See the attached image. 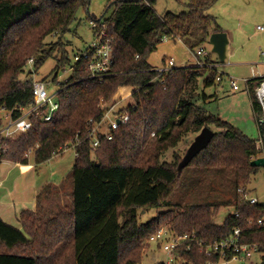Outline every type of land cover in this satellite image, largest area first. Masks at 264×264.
<instances>
[{
	"label": "trees",
	"instance_id": "trees-1",
	"mask_svg": "<svg viewBox=\"0 0 264 264\" xmlns=\"http://www.w3.org/2000/svg\"><path fill=\"white\" fill-rule=\"evenodd\" d=\"M215 1L188 0L186 10L159 15L155 0H110L105 12L111 13L101 19L111 38V73L95 79L75 64L72 76L59 84V109L51 120L33 121L25 134L4 141L0 160L22 165L28 163L29 149L36 164L70 146L75 156L68 204L57 205L56 210V205H43L54 195L45 185L35 195L36 208L18 213L21 227L0 218V264H138L142 240L164 224L178 233L195 232L206 242L223 239L238 228L242 241L264 243V202L243 201L236 191L256 173L258 167L250 162L264 157V146L196 103L200 97L204 102L210 97L204 89L220 82L222 75L216 68L193 65L174 66L160 76L147 60L163 39L181 38L193 51L211 32L222 31L206 13ZM88 3L0 0V105L12 109L30 101L32 81L19 79L28 57H34L33 72L56 58L51 70L54 78L59 69L71 64L64 38L46 44L43 39L53 32L68 33L77 10L86 9ZM204 61L213 62L209 57ZM262 82L264 76L246 82L256 123L264 119L255 95ZM127 96L133 100L126 107L127 122L109 130L111 139L98 134L99 144L93 148L87 121L101 119V101ZM205 126L218 131L188 166L202 171V180L217 173L232 176L233 199L226 201L233 205L232 214L221 224L214 223L224 204L214 198L206 203H178L139 222L141 210L170 205L167 198L180 184L184 170L177 171L180 156L173 154L171 162H161L162 153ZM212 183L210 194L220 189ZM185 257L191 264L207 260L194 249Z\"/></svg>",
	"mask_w": 264,
	"mask_h": 264
},
{
	"label": "rangeland",
	"instance_id": "rangeland-1",
	"mask_svg": "<svg viewBox=\"0 0 264 264\" xmlns=\"http://www.w3.org/2000/svg\"><path fill=\"white\" fill-rule=\"evenodd\" d=\"M187 1L155 0L153 7L159 15L164 12L177 14L187 9ZM109 2L110 0H89L86 9L80 8L77 10L68 33L58 35L57 32H53L47 35L43 42L46 44L64 38L68 42L67 50L71 58L74 53L84 49L91 43L90 16L96 18L109 16L111 10L105 12ZM206 13L212 16L215 25L227 34L228 44L223 63L216 62L217 56L211 52L208 39L200 45L208 52L207 57L214 64H219L215 68L217 73L222 75V80L211 87L205 88V93L210 97L205 102L200 97L196 103L203 106L208 113L230 122L248 138L256 140V144L262 147L264 146V140L261 139L260 141V137L262 136L264 122L259 121L256 123L254 119L245 79L264 76V31L256 29L257 25L264 26V0H216L206 10ZM197 48H194L193 51ZM29 58L34 57H28L27 59ZM162 58L165 60L173 58L176 66H193L197 60L181 38L163 39L156 49L147 56L148 62L155 68L163 66ZM55 64L56 58H49L36 71L33 72L31 69L32 74L20 73L19 79L24 81L28 78L32 82L36 80L45 81L47 82V92L53 93L57 90L58 82L65 80L69 75L66 67L64 70H58L54 78L51 70ZM230 78L237 81L238 90L231 89ZM115 102H117L115 109L122 108L123 110L129 103H133V100L130 96L120 100L115 97L107 104ZM110 118H113V115ZM210 128L215 132L218 131L215 127ZM100 130L104 131L105 127L100 126ZM193 137V134L183 136L176 147L162 153L159 161L171 162L173 154H178L181 158ZM26 153L28 163L25 169L11 161L0 160V215H4L5 220L3 221L15 226H17L16 217L18 213L22 211L21 209L32 206L33 193L41 185L44 186L46 183L58 184L57 187H50L52 191L57 188L58 195L54 192L56 196H51L48 201L43 200V203L46 201L50 205H53L58 198V200H62L61 204H68L70 200L68 193H71L72 190L71 168L75 152L71 146L64 148L40 164L34 162L33 152L30 149ZM201 174H203L202 171L198 172L190 165L185 167L181 174L180 184L167 198L170 200V205L148 208L145 211L141 210L138 216L139 222L144 223L160 212L173 209L178 203H181V205L195 202L206 203L217 198L224 201V204H220L213 221L216 224H221L224 218L233 212L232 203L226 202L233 199L231 198L233 194L232 176L217 173L218 175L215 177L206 175V180H202ZM211 177L213 180H211ZM211 181L217 184L218 189L220 188L213 194L208 192ZM244 186L247 192L254 196L258 202H264V167H258L256 173L250 177L248 182L244 183ZM53 209L56 210L57 206ZM152 253L155 254L157 261L162 260L165 256V253L152 243L150 251L148 250L142 254L141 261L138 264H154V260L150 257ZM257 260L258 256L256 255L242 264H253ZM259 263L260 261H258ZM232 264L237 263L233 262Z\"/></svg>",
	"mask_w": 264,
	"mask_h": 264
},
{
	"label": "built area",
	"instance_id": "built-area-1",
	"mask_svg": "<svg viewBox=\"0 0 264 264\" xmlns=\"http://www.w3.org/2000/svg\"><path fill=\"white\" fill-rule=\"evenodd\" d=\"M89 24L92 41L84 49L77 51L71 56V64L66 66L69 75L65 80L72 76L75 69L74 65L78 63L82 65V68L91 78L101 79L104 75L111 73V38L106 30L107 24L103 19L96 17L91 18ZM256 29L264 31V26L257 25ZM191 54L197 58L194 66L215 68V66L219 65L214 64V62L205 63L204 60L208 52L202 46H199L195 51H191ZM32 64L33 58L27 59L23 67V73L27 75L32 74ZM174 66H176L174 59L169 58L162 67L155 69L162 76ZM66 67L59 70H64ZM29 70L31 71L28 73ZM56 75L57 73L55 77ZM216 79L220 80V76ZM246 82L247 79H245ZM46 83L41 80L32 82L31 99L27 105H17L12 109H7L3 105H0V154L5 150L4 141L25 134L32 128L33 121L46 122L51 120L59 109L57 94L60 91V82L57 84V90L53 93L47 92ZM229 83L232 90L239 89L237 81L233 78L229 79ZM255 95L262 110H264V82L256 88ZM116 106L117 102L103 104L101 101V109L103 110L101 119L96 122L91 119L87 121L90 124L88 137L93 139V148H96L99 144L98 134H103L107 139H111L109 130L127 122L128 113L126 112V108L123 110L122 108L115 109ZM111 115H113V118H110ZM260 122H264V119L260 120ZM100 126H104L105 130L101 131ZM153 134L151 133V135ZM261 134L260 141L261 139L264 140V127H262ZM26 154L25 156H27ZM236 191L243 201L249 203L257 202L256 198L249 194L244 186H239ZM257 222L258 224H262L261 220ZM152 243L156 248L165 253L164 258L160 261H157L155 254L152 253L150 257L154 260V264H191L186 259L185 253L193 249L207 257L204 264H232L233 262L242 264L256 255L258 256V260L254 264H258V261L262 262V256H264V243L242 241L238 228H235L229 236L223 239L206 242L200 239L195 232L178 233L170 225L164 224L142 240L141 244L144 247L142 254L148 250L150 251ZM213 256L216 257V260L211 259Z\"/></svg>",
	"mask_w": 264,
	"mask_h": 264
},
{
	"label": "water",
	"instance_id": "water-1",
	"mask_svg": "<svg viewBox=\"0 0 264 264\" xmlns=\"http://www.w3.org/2000/svg\"><path fill=\"white\" fill-rule=\"evenodd\" d=\"M95 17V16H93ZM208 43L211 45V52L215 53L220 63H223L226 57V46L228 44L227 34L224 31L211 32L208 37ZM31 70L28 71V73ZM215 132L205 126L194 135L190 145L185 150L183 156L177 164V171L180 172L187 167L190 161L203 149H205ZM250 165L253 167H264V157H258L251 160ZM260 264H264L261 262Z\"/></svg>",
	"mask_w": 264,
	"mask_h": 264
},
{
	"label": "crops",
	"instance_id": "crops-1",
	"mask_svg": "<svg viewBox=\"0 0 264 264\" xmlns=\"http://www.w3.org/2000/svg\"><path fill=\"white\" fill-rule=\"evenodd\" d=\"M166 40V39H165ZM162 60H163V64L166 62V60L164 59V58H162ZM222 80V79H221ZM221 80H220V82H221ZM250 101V100H249ZM251 105V104H250ZM14 163V162H13ZM14 164H16V165H20L21 167H22V169H25L27 166L26 165H22V164H19V163H14ZM53 183H46V184H44V186L45 185H48V186H50V187H53V186H55V187H57L58 186V184H53ZM42 186L43 185H41L34 193H33V203H32V206L31 207H29V208H24V209H35L36 208V200H35V195L42 189ZM43 186V187H44ZM53 192H55L57 195H58V192H57V188H55L54 190H53ZM54 193V195L53 196H56V194ZM59 199V198H58ZM56 200L54 203H53V205H60V206H63L64 204H61L62 203V200L60 199V200ZM48 201V200H47ZM69 202H70V200H69ZM68 202V203H69ZM45 204H48L46 201L44 202V204L43 205H45ZM30 206V205H29ZM21 210H23V209H21ZM16 212V211H15ZM21 212V211H20ZM4 215H0V218L2 219V220H5V217H3ZM16 223H17V226H15V225H13V226H15V227H21V225H20V223H19V221L17 220V217H16ZM12 225V224H11ZM254 264V263H253Z\"/></svg>",
	"mask_w": 264,
	"mask_h": 264
}]
</instances>
